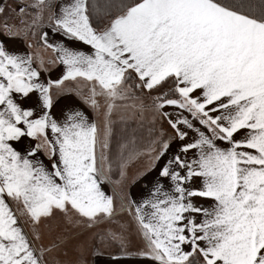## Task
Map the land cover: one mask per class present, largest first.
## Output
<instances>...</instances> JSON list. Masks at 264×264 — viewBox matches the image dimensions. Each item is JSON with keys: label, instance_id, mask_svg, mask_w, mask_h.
Masks as SVG:
<instances>
[{"label": "snow or ice", "instance_id": "1", "mask_svg": "<svg viewBox=\"0 0 264 264\" xmlns=\"http://www.w3.org/2000/svg\"><path fill=\"white\" fill-rule=\"evenodd\" d=\"M47 6L38 0L35 7ZM57 9L49 18L55 31L90 50L48 44L44 32L43 43L66 66L54 81L42 82L33 57L8 48L21 30L0 25V264H44L43 249L34 247L39 236L22 219L35 229L54 210H75L88 226L114 216L98 160L106 159L122 100L132 101L125 107L133 118H150L156 163L173 143L178 148L146 196L124 198L146 241L137 254L153 264H264V0H62ZM78 79L89 82L93 108L104 98V140L81 111L60 120L52 113L65 82ZM132 80L150 99L135 95ZM161 120L172 132L155 138ZM135 137L120 145L128 160L140 154ZM24 138L39 143L14 147Z\"/></svg>", "mask_w": 264, "mask_h": 264}, {"label": "crops", "instance_id": "2", "mask_svg": "<svg viewBox=\"0 0 264 264\" xmlns=\"http://www.w3.org/2000/svg\"><path fill=\"white\" fill-rule=\"evenodd\" d=\"M15 1L16 0H0V6H4L6 9L8 8L10 13L13 10L11 6L13 2L15 3ZM46 2L48 3V0H46ZM61 3L62 0H52L50 16L47 18L46 22H41L39 40L36 39L35 42L25 38L22 31L18 38H10L6 40V44L10 50H13L20 55L29 54L33 57V66L38 68L41 72L42 82L57 80L66 72V66L60 63L58 53L55 51V48L48 47L43 43L41 37L44 32L48 33V44H62L71 47L74 50L85 52H89L90 50V46L81 42H70V38L65 37L62 32L58 33L55 31L54 23L49 18L58 13L57 5ZM42 20L43 19H41V21ZM5 22L9 25L17 26V23H14L12 19L7 20L0 16V25H3ZM81 83H84L83 88H87L89 91V82L79 79L76 81L70 80L65 82V85L63 86V95L59 97L58 102L52 109V113L58 120H60L69 110L81 111L88 118L89 122H95L98 125L101 131L100 139L104 140V129L108 120V117L105 114L106 106H104V98L97 97L102 106L100 108H93L88 101L90 92H86L84 94V89H80ZM137 83H139L138 80L129 81V84L133 86L135 95L137 97H147L150 99L146 89L140 90L134 88V85ZM79 90H81V93ZM37 95L38 94L32 95L30 99L24 100L23 103L25 106L34 105ZM151 96L155 95L151 93ZM131 103V100L117 101L119 107L114 110L111 117L114 121L113 135L109 142V148L103 150L106 159L103 161L98 160V166H102L107 174L106 178L101 181L102 188L106 194L114 197L116 211L114 216L111 218H104L92 226H88V224L86 225L89 228L93 227V231H95L91 244L93 245L95 239L98 237L99 241H101L99 243L102 250L94 252L90 256L82 253V250V252L79 251V256H81V259L83 260L81 264H153V262H151L148 258L137 254L145 248L146 241L138 231L133 214L130 211L125 210L122 205L124 204V198L128 193L131 194V198L137 200L141 198V194L145 196L148 194V189L152 187L153 181L157 179L161 166L167 159L171 158L173 153H175L178 148L176 143H173L168 154L162 158L159 163H156L151 158L152 154L149 148L151 141L154 139L150 131L152 129L150 118L146 117L143 121L139 118H133L134 114L132 109L125 107V105H130ZM165 110L170 112L176 111L172 108H167ZM171 132L172 130L163 120L156 123L155 138L171 134ZM133 133L136 134L135 147L138 149L140 154L135 158L128 160L127 152H124L122 157V149L120 145L124 142L125 136L131 137ZM50 138H52L51 135ZM36 143H39V141L33 138H24L20 142L15 143L14 147L23 151L31 146H34ZM153 147L158 150V145H153ZM189 155L192 154L190 153ZM39 158L50 167L46 149L41 150ZM153 164H155L154 168H152ZM146 172L147 175H145ZM164 183L167 184L168 181L165 180ZM199 202L205 206L209 204L208 200H200ZM119 221L124 222L123 224L126 227L124 231L120 232L118 230L119 228L116 223ZM21 223L23 224L25 231L30 236H34L30 233L29 228L23 219L21 220ZM129 230H131L135 235L134 242L126 239L127 237L125 234H127ZM113 233L123 237V245L119 239H112ZM47 243L48 242L46 240L42 241L37 239V241L34 240V247L43 249L40 253L41 259L44 261V264H51L48 262V259L52 257L50 254L51 251L48 248H51L54 243Z\"/></svg>", "mask_w": 264, "mask_h": 264}, {"label": "rangeland", "instance_id": "3", "mask_svg": "<svg viewBox=\"0 0 264 264\" xmlns=\"http://www.w3.org/2000/svg\"><path fill=\"white\" fill-rule=\"evenodd\" d=\"M37 3L38 0H16L11 6L14 11L12 10V12L9 13V9L7 8L2 16L7 20L12 19L14 23H17V26L22 31L25 38L35 42L36 39L39 40L40 38L41 22H46L47 18L50 16L52 0H48V6L43 9H37L35 7ZM22 6H25V14L23 15L19 11ZM33 17H38V22L34 26L25 27L20 23L21 20H25L30 24ZM41 19L43 20L41 21ZM80 85V89H84V94L89 92L87 88H83L84 83ZM81 90H79L80 93ZM210 203L212 202L209 201V204ZM24 222L31 234L39 236V240H46L48 243H54L51 248H48L52 256L48 259V262L51 264H81L83 260L81 256H79V251L82 250V253L90 256L94 252L102 250L99 243L101 241H99L98 237L95 239L93 245L91 244V240L95 235L93 227L89 228L86 226L87 221L83 220L73 210H69L68 212L54 210V214L49 218H42L38 228L35 229L30 221L24 220ZM123 223L124 222L120 221L116 223L120 232L124 231L126 228ZM125 235L127 240L134 242L135 235L131 230Z\"/></svg>", "mask_w": 264, "mask_h": 264}, {"label": "trees", "instance_id": "4", "mask_svg": "<svg viewBox=\"0 0 264 264\" xmlns=\"http://www.w3.org/2000/svg\"><path fill=\"white\" fill-rule=\"evenodd\" d=\"M258 2V0H253V3H257ZM106 22V21H105ZM154 95H158V93H156V92H152Z\"/></svg>", "mask_w": 264, "mask_h": 264}]
</instances>
